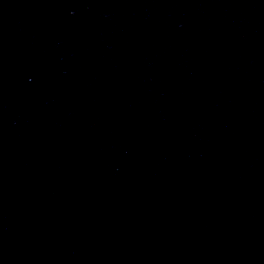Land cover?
<instances>
[{
  "label": "water",
  "instance_id": "95a60500",
  "mask_svg": "<svg viewBox=\"0 0 264 264\" xmlns=\"http://www.w3.org/2000/svg\"><path fill=\"white\" fill-rule=\"evenodd\" d=\"M0 264H264V0H0Z\"/></svg>",
  "mask_w": 264,
  "mask_h": 264
}]
</instances>
